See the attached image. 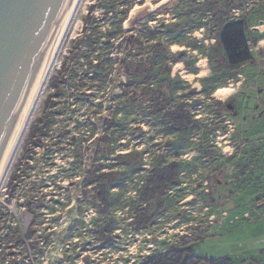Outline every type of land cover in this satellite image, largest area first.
Listing matches in <instances>:
<instances>
[{
    "label": "rangeland",
    "instance_id": "obj_1",
    "mask_svg": "<svg viewBox=\"0 0 264 264\" xmlns=\"http://www.w3.org/2000/svg\"><path fill=\"white\" fill-rule=\"evenodd\" d=\"M136 1L141 8L125 32L133 24L179 27L149 35L181 43L171 47L179 63L167 91L193 125L174 133L142 102L124 70L130 49L109 36L118 30L107 12L118 5L81 0L0 189V264H145L184 247L264 264V0ZM236 22L250 29L253 57L232 68L217 38ZM218 89L231 90L225 101ZM173 163L178 181L162 206L146 208L140 198L150 172ZM93 172L112 174L108 208ZM144 216L151 223L139 229ZM107 226L110 246L102 242Z\"/></svg>",
    "mask_w": 264,
    "mask_h": 264
},
{
    "label": "trees",
    "instance_id": "obj_2",
    "mask_svg": "<svg viewBox=\"0 0 264 264\" xmlns=\"http://www.w3.org/2000/svg\"><path fill=\"white\" fill-rule=\"evenodd\" d=\"M108 4L118 5V8L108 10L107 14L114 20V28L118 33H110L111 38L120 36L121 42L125 46V50L129 48V52L123 59L124 70L127 74L132 76L137 81L139 94L144 104H147L152 115L163 116L167 119L168 125L171 126V131L174 133H184L192 125L193 121L185 106H172V100L167 91L169 81L172 79V66L179 63L171 53V47L181 45L180 42L167 38L166 40H159L156 42L149 34L163 35V30L168 29L170 33L177 31L179 28L173 23H162L159 27L150 28L148 25L137 26L133 24L128 32L123 30V24L128 20L131 11L135 8L136 0H104ZM158 1L157 3H159ZM168 5V4H167ZM166 5V6H167ZM162 10V9H160ZM158 10V11H160ZM156 11V13H158ZM181 15V14H180ZM220 23L225 22L228 16L227 12H222ZM175 17H178L176 15ZM154 21L155 17H154ZM219 25V24H218ZM88 26V25H87ZM88 28V27H87ZM173 31V32H172ZM249 27L244 22L230 23L223 25L219 35L218 43L223 48L226 55L227 62L232 68L242 67L251 62L253 54L250 44ZM145 37L146 41L141 42V38ZM154 42V43H152ZM255 43L257 41H254ZM109 45V44H107ZM183 53V52H181ZM130 57V58H128ZM129 59V61H128ZM159 75L161 79H158ZM52 89H57L56 85L51 86ZM136 93V95H139ZM138 97V96H137ZM138 99V98H137ZM26 132V131H25ZM107 145V138L101 140ZM133 154H121L118 160L132 159ZM92 183L95 185V191L98 192L97 198L101 204L108 208V201L106 194L114 185L111 181L112 174L93 172ZM180 175V167L177 163L159 166L150 172V176L144 185L143 194L140 201L142 205L149 208L152 202H157L161 205L162 198L167 189L175 185ZM18 180L19 177H16ZM162 206V205H161ZM142 209V214L146 211ZM152 218L142 217L139 221L138 228L147 226L151 223ZM102 231V242L105 246H110L113 239L111 238V227L107 226ZM145 264H234L231 259L217 260L207 259L197 256L189 247L181 249H174L167 253H162L156 257L151 258Z\"/></svg>",
    "mask_w": 264,
    "mask_h": 264
},
{
    "label": "water",
    "instance_id": "obj_3",
    "mask_svg": "<svg viewBox=\"0 0 264 264\" xmlns=\"http://www.w3.org/2000/svg\"><path fill=\"white\" fill-rule=\"evenodd\" d=\"M75 0H0V172Z\"/></svg>",
    "mask_w": 264,
    "mask_h": 264
},
{
    "label": "bare ground",
    "instance_id": "obj_4",
    "mask_svg": "<svg viewBox=\"0 0 264 264\" xmlns=\"http://www.w3.org/2000/svg\"><path fill=\"white\" fill-rule=\"evenodd\" d=\"M81 0H75L71 6L70 12L68 13L66 20L63 24V27L61 29V32L53 46V49L50 53V56L48 58V61L46 63V66L44 68V71L42 73L40 82L35 90L34 96L31 100V102L29 103L27 109H26V113L24 115V118L22 120V123L19 127V130L17 132V135L15 137V140L12 144V147L10 149V152L8 154V157L5 161V164L0 172V189L3 185V182L8 174V171L13 163V160L15 158L16 152L21 144V141L23 139V136L25 134V131L28 127V124L32 118V115L34 113V111L36 110V107L40 101L41 95L46 87L47 81L52 73V70L55 66V63L57 61V57L60 53V50L62 49L64 40L66 38V36L68 35V31L75 19L76 13H77V9L79 6ZM168 0L163 1L158 7L163 6L168 4ZM141 7L136 6L135 9L131 12L130 15V20H127L125 22V28H127L129 26L130 21L134 18V15L136 12H138L140 10ZM154 8V7H153ZM156 8V7H155ZM158 9V8H157ZM160 9V8H159ZM158 9V10H159ZM153 11V10H152ZM259 45H262L259 43ZM231 93L230 89H218L215 93V96L219 99V100H226V98L229 96V94Z\"/></svg>",
    "mask_w": 264,
    "mask_h": 264
},
{
    "label": "crops",
    "instance_id": "obj_5",
    "mask_svg": "<svg viewBox=\"0 0 264 264\" xmlns=\"http://www.w3.org/2000/svg\"><path fill=\"white\" fill-rule=\"evenodd\" d=\"M218 257H219V255H214V254L213 255H206L205 256V258L210 259V260L211 259H218Z\"/></svg>",
    "mask_w": 264,
    "mask_h": 264
}]
</instances>
